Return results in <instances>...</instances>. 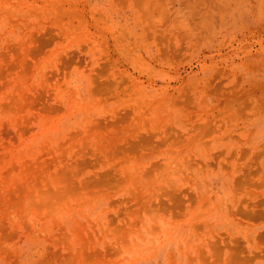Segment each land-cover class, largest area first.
Here are the masks:
<instances>
[{
	"label": "rangeland",
	"instance_id": "1",
	"mask_svg": "<svg viewBox=\"0 0 264 264\" xmlns=\"http://www.w3.org/2000/svg\"><path fill=\"white\" fill-rule=\"evenodd\" d=\"M0 264H264V0H0Z\"/></svg>",
	"mask_w": 264,
	"mask_h": 264
}]
</instances>
